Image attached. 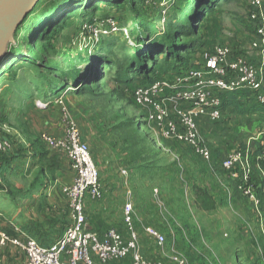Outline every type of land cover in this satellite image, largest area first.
<instances>
[{
	"label": "rangeland",
	"instance_id": "obj_1",
	"mask_svg": "<svg viewBox=\"0 0 264 264\" xmlns=\"http://www.w3.org/2000/svg\"><path fill=\"white\" fill-rule=\"evenodd\" d=\"M251 2L66 0L50 10L49 14L55 15L49 16L46 22L41 21L45 32L32 39L27 38L29 32L24 28L29 17L16 30L9 54L0 60V136L12 141L14 149L27 147L29 131L33 130V136L39 138L37 115L27 107L31 98L26 99V95L33 94L34 100L39 92L41 101L42 98L56 99L63 92L65 97L80 94L89 104L78 106L76 103L77 119H74L95 163V151L123 144L132 151L136 149L137 161L147 159L149 141L156 139L155 143L152 141L157 149L156 157L153 148L151 157L153 162L156 159L157 172L152 176L151 187L158 192L155 201L154 194L150 193L147 201L152 198V202H147L142 210L152 226L165 235L166 244L159 250L155 241L138 227L141 247L145 238L146 253L156 252L164 264H172L167 257L173 249L198 263L202 260L214 264L264 263V239L259 226L256 227L258 223H253L251 235L245 232V219L255 222L256 217L245 198L237 194L239 207L226 198L219 211L211 214L199 212L195 207V186L214 192L220 190L214 173L228 178L220 166L228 155L225 157L215 150L213 161L208 163L187 145L156 137L154 125L145 121L144 110L133 100V90L145 75L153 79L156 76L173 78L184 67L199 62L204 52L216 44L227 45L234 55H245L260 64L258 51L251 47L254 39L248 18ZM107 19L115 20L119 30L110 38L99 35L94 26L99 27ZM46 33L51 39L47 40ZM17 50L21 56L15 54ZM170 51L178 52L181 58L175 55L167 60ZM52 61L57 73L47 67ZM142 62L148 70L146 74L144 69L140 71ZM67 72L78 75L80 81L72 80ZM66 105L73 116L71 104L67 101ZM254 107L261 113V117L255 114L251 118L258 122L253 133L257 136L264 134V108ZM239 111L232 107L229 113L239 116ZM221 121L214 123L218 126ZM209 140L215 147L212 136ZM0 180L5 187L1 174ZM25 180L28 179L18 176L13 181L20 186ZM254 180L259 183L256 172ZM119 263L130 264V260Z\"/></svg>",
	"mask_w": 264,
	"mask_h": 264
},
{
	"label": "built area",
	"instance_id": "obj_2",
	"mask_svg": "<svg viewBox=\"0 0 264 264\" xmlns=\"http://www.w3.org/2000/svg\"><path fill=\"white\" fill-rule=\"evenodd\" d=\"M251 7L248 16L254 29L251 47L258 51L260 64L245 55H234L227 45L216 44L204 52L199 62L173 78L159 76L133 90L134 103L144 110L145 121L154 125L156 137L183 143L208 163L213 161L214 154L203 138L199 124L204 118L212 122L223 118L221 93L250 89L256 93L258 103L264 105V0H252ZM94 26L101 36L119 31L113 19L105 20L99 27ZM124 31L129 35L127 30ZM66 102L65 95H61L53 101L39 100L36 106L48 108L55 104L61 107L63 135H43L42 139L52 151L66 155L75 173L73 183L63 189L69 203L70 225L50 246H43L32 238L13 237L0 227V253L11 245L24 253L26 264H115L126 260H130V264H164L162 260L151 261L144 256L139 234L134 230L131 202L124 206L128 235L109 229L101 236L89 229L87 201L91 197L102 198L103 192L98 167ZM13 149V142L0 136V158ZM258 160L264 161V148ZM220 166L254 213L263 219L264 186L260 195V187L252 180L251 154L247 150L234 151L223 159ZM0 184L3 185L1 180ZM145 231L163 250L165 235L151 227ZM169 259L172 264H190L176 249L171 250ZM0 264L7 262L0 257Z\"/></svg>",
	"mask_w": 264,
	"mask_h": 264
},
{
	"label": "crops",
	"instance_id": "obj_3",
	"mask_svg": "<svg viewBox=\"0 0 264 264\" xmlns=\"http://www.w3.org/2000/svg\"><path fill=\"white\" fill-rule=\"evenodd\" d=\"M40 94L37 92L34 100L33 94L26 95V99L31 98L28 100L27 107L30 108L31 113L37 115L36 123L39 131H41L38 132L39 138L33 136V130L29 131L27 135L31 137L27 141V147L21 146L14 149L10 155L3 159L0 174L4 180L6 191L0 190V227L13 237L32 238L43 246H50L64 235L70 225L69 203L63 189L73 183L75 173L66 155L49 149L42 139L43 135L61 137L63 135V123L60 106L55 104L49 108L36 106V101L41 99ZM78 96L81 95L68 94L65 97L71 104L75 119H77L76 103L78 106L89 104L86 97ZM42 100L45 99L42 98ZM231 110L232 107L224 109L222 121L218 126L207 118L202 119L199 130L213 152L216 150L226 157L241 148L247 150L253 157L252 163L254 171L259 175V182L264 184V170L259 167L258 159L254 154L259 146H264V134L259 133L257 136L253 134L258 122L255 123L251 119L255 114L260 117L261 114L251 112L246 115L231 116L229 113ZM245 117H249V120ZM260 127L258 126V129ZM248 133L252 135H248ZM210 136L213 137L215 147L209 142ZM90 139L87 136V140L91 141ZM152 141L155 143L156 139L153 138ZM152 141H149V158L138 161L136 149L134 148L132 151L125 144L106 146L103 150L95 151L103 196L100 199L91 197L87 201L86 217L91 231L103 236L109 229H115L122 235H128L124 222V206L127 202H131L134 209V230L138 233L137 228L139 227L144 231L146 237L152 239L147 235L145 229L147 227L157 228L153 227L149 219L143 216L144 211L142 210L147 202H152V198L147 201V197L153 193L155 201L158 192L157 189L151 187L152 176H155L157 172L156 159L153 162L151 157L152 148L155 157L157 149L155 145H152ZM142 156L144 157V153ZM211 170L215 171L213 168ZM18 176L26 177L28 180L19 186L13 181ZM214 177L216 184L220 186V190L213 192L201 187H194V191L196 188L203 191V198L207 196L210 199V207H206L202 204L197 192H194L195 207L199 212L204 214L216 213L224 200H227L226 198L234 206L239 207L237 194L240 197L241 195L236 190L235 184L228 178L219 177L217 173H214ZM137 186H140V189L137 190ZM255 216V222L252 219H250L252 222L250 220L248 222V218L245 219L246 235L248 233L251 235L253 228H255L254 224L257 222L256 227L259 226L264 239V218L261 219L256 214ZM218 218L220 219V216ZM256 233L259 234V230H256ZM190 246L193 249L195 247L193 244ZM142 248L145 257L149 260L160 259L156 252H145V238ZM0 257L7 264H26L24 253L11 245L0 253ZM187 260L190 264H214L212 261L206 260L198 263L194 258ZM115 264L122 263L117 262ZM259 264L264 263L260 262Z\"/></svg>",
	"mask_w": 264,
	"mask_h": 264
},
{
	"label": "trees",
	"instance_id": "obj_4",
	"mask_svg": "<svg viewBox=\"0 0 264 264\" xmlns=\"http://www.w3.org/2000/svg\"><path fill=\"white\" fill-rule=\"evenodd\" d=\"M202 1V0H201ZM66 2V0H40L37 5L33 8V10L26 15L24 21L26 19H28L27 21V24L25 25V30L27 32H29L27 34V38H34L38 35H40L41 33H44L45 32V29L42 27L41 28V21L44 20L46 22V20L50 19L49 16H52L55 15L54 14H49V12L51 13V9L52 8H55L58 7V4L61 5V4H64ZM56 6V7H55ZM54 9L53 12H55L56 10ZM43 21V22H44ZM22 25V23H21ZM20 25V26H21ZM19 26V27H20ZM19 27L17 29H19ZM45 36H47V40L51 39L49 38V34H44ZM112 35L110 36H105L106 38H110ZM60 41H57V43H59ZM174 43V42H173ZM170 55H168L167 57V60H169L170 58H172L173 56L176 55V58H181L179 53L174 51V52H169ZM17 56H21V52L20 51H16L15 53ZM64 55L66 57H69L67 53H64ZM181 60V59H180ZM153 61V60H152ZM65 62H62L61 63V66H64ZM141 67H140V71L142 69H144V74H146L148 72L147 69H145L144 67V63L142 62L141 64ZM191 66V65H190ZM190 66H186L184 67L181 71L185 70V69H188ZM48 68L52 69V70H56L54 68V65H53V61L52 63H49L47 65ZM146 70V71H145ZM180 71V72H181ZM58 72V70H56V73ZM178 72V73H180ZM59 74V73H58ZM61 74V73H60ZM67 76L71 77L72 80L78 82L80 81V77L78 75H72L71 73H66ZM152 76L150 75V77L148 75H145L144 76V79H142V81L140 82V84L138 85H146V84H149L151 83L155 78L159 77V76H156L153 78H151ZM67 91V90H66ZM65 92L63 93H58L57 96H60L62 94H64ZM221 99H222V111L224 112V109L225 108H229V107H235V108H239V112L241 115H246V114H250L251 112H255V113H260V112H256L257 111V108L254 107V106H258V107H263L264 108V105H261L258 103L257 101V98H256V93L253 92L252 90L250 89H243V90H238V91H235V92H223L221 93ZM246 99V101L244 100H241V99ZM46 101H53L54 99H45ZM251 103V104H250ZM261 114V113H260ZM264 146H259V148L256 150V152L254 153L255 154V157L258 159L259 156L261 155V152H262V149H263ZM12 153V152H11ZM11 153L7 154V155H4L3 157L0 158V171L2 170V167H3V159L5 157H7L8 155H10ZM253 158V157H252ZM257 163L259 165V167L264 170V161H261V160H257ZM254 173L255 171H253V174H252V180L253 182L259 186L260 188L258 189V192L260 193V195L263 194V189L262 187L264 186L263 183L261 182H256L254 180ZM0 190H5L6 191V188L4 187V185H1L0 184ZM237 190V188H236ZM197 192V194L199 195V197L201 198V202L204 206L206 207H210V199L209 197H205L203 198L204 196V193L201 189H198L196 188L195 190Z\"/></svg>",
	"mask_w": 264,
	"mask_h": 264
},
{
	"label": "water",
	"instance_id": "obj_5",
	"mask_svg": "<svg viewBox=\"0 0 264 264\" xmlns=\"http://www.w3.org/2000/svg\"><path fill=\"white\" fill-rule=\"evenodd\" d=\"M39 1L0 0V60L9 54V44L14 42L17 28Z\"/></svg>",
	"mask_w": 264,
	"mask_h": 264
}]
</instances>
